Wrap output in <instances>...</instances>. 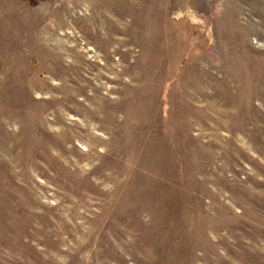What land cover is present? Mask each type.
<instances>
[{
  "label": "rangeland",
  "instance_id": "374dc122",
  "mask_svg": "<svg viewBox=\"0 0 264 264\" xmlns=\"http://www.w3.org/2000/svg\"><path fill=\"white\" fill-rule=\"evenodd\" d=\"M0 264H264V0H0Z\"/></svg>",
  "mask_w": 264,
  "mask_h": 264
}]
</instances>
